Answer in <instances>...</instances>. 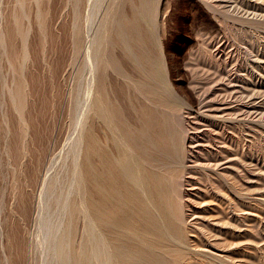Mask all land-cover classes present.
<instances>
[{"label":"rangeland","instance_id":"obj_1","mask_svg":"<svg viewBox=\"0 0 264 264\" xmlns=\"http://www.w3.org/2000/svg\"><path fill=\"white\" fill-rule=\"evenodd\" d=\"M106 21L112 33L101 29ZM132 23L145 35L159 30L160 48L153 57L161 63V77L147 76L149 71L134 67L123 52L116 31ZM77 27L84 44L90 37L99 35L104 42L111 37L113 45L107 44L105 53L115 66L125 67L133 82L144 80L168 96L180 115L167 126L180 133L171 140L187 146L183 139L195 137L189 144L194 152L186 153L188 147L185 152L190 173L183 176L192 184L183 186L194 256L186 263L264 264V118L253 114L239 119L234 113L237 103L224 95V83L214 75L219 67L231 69L235 61L244 64L235 72L240 81L228 88L245 86L252 78L264 84V70L250 60L255 51L264 52V0H0V264L57 263L44 240V224L59 213L54 204L38 201L46 197L43 179L54 176L61 180L59 186L71 179L88 78L85 47L78 54L73 47ZM111 72L107 93L133 126L137 121L127 108L137 109L145 99ZM263 87L257 88L254 99L262 108ZM204 91L209 101L201 116L207 123L198 120L196 109ZM94 130L105 143L97 121ZM168 164L175 169L177 159ZM241 168L242 202L227 187L213 186L208 176L221 174L233 182ZM233 183L236 186V180ZM71 190L77 196L79 191Z\"/></svg>","mask_w":264,"mask_h":264},{"label":"bare ground","instance_id":"obj_2","mask_svg":"<svg viewBox=\"0 0 264 264\" xmlns=\"http://www.w3.org/2000/svg\"><path fill=\"white\" fill-rule=\"evenodd\" d=\"M109 26L106 21L100 28L111 31L112 27ZM75 33L74 51L78 54L85 47L88 78L82 109L78 113L77 123L80 127L74 139L77 149L71 164V179L67 186H59L61 180L54 176L43 179L41 189L46 197L39 196L41 201H38V205L45 202L48 206L54 204L55 211L59 213L53 221L44 224V240L50 243V255L55 258L56 264H187L186 260L194 256L190 251L184 219L186 205L183 186L192 184L183 176L190 173V166L185 163V152L187 147L190 151L187 149L186 153L194 152V145L191 144V147L189 144L195 137L188 135L183 139L189 146L184 141L180 143L170 139L172 136L180 137L176 129L167 127L180 116L178 109L170 106L171 100L160 90L144 80L133 82L125 67L115 66L116 62L105 53L107 44L113 45L111 37L104 42L99 35L97 39L87 35L90 38L84 44L78 27ZM116 35L134 67L146 73L149 71V77H161V63L153 57L160 48L159 30L145 35L139 24L132 23L124 29L119 28ZM94 42L98 43L96 47ZM250 57L252 66H260L264 70L260 64L264 62V52L255 51ZM242 65L234 61L231 69L219 67L214 75L224 83L225 87L221 89L224 95L227 93L232 104L237 103L234 113L239 119H250L248 116L253 114L264 118V108L258 107V99L254 100L255 94L259 93L257 88L264 85L260 79H250L249 76L251 81H245V86L228 88L240 81L235 72L242 70ZM109 68H113V71ZM110 72L140 90L145 99L137 109L134 106L127 108L129 116L137 121L133 126L107 93L106 83L110 79ZM206 93L204 91L200 97L197 93L199 101L196 109L200 112L198 120L202 123H207L201 116V113L206 114L202 109L208 107ZM95 121L101 127L105 143L95 133ZM81 141L83 144L79 147ZM109 142L112 148L108 147ZM173 159L178 162L175 169L168 167ZM243 171L244 168H241L240 174L237 171L231 178L233 182L236 180V186L232 181L222 179L221 174L208 176L214 180L213 186L227 187L242 202L245 199ZM72 188L79 191L77 196L71 195ZM225 200L230 201L226 197ZM231 206L227 207L232 209ZM235 208L240 212V206Z\"/></svg>","mask_w":264,"mask_h":264}]
</instances>
